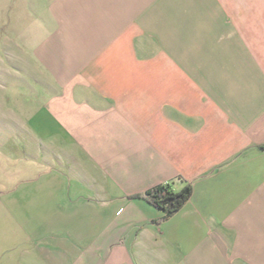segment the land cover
<instances>
[{"label":"crops","instance_id":"crops-1","mask_svg":"<svg viewBox=\"0 0 264 264\" xmlns=\"http://www.w3.org/2000/svg\"><path fill=\"white\" fill-rule=\"evenodd\" d=\"M0 35L7 264H264V0H0Z\"/></svg>","mask_w":264,"mask_h":264},{"label":"trees","instance_id":"trees-1","mask_svg":"<svg viewBox=\"0 0 264 264\" xmlns=\"http://www.w3.org/2000/svg\"><path fill=\"white\" fill-rule=\"evenodd\" d=\"M193 192L191 184H186L181 190H176L171 183L160 184L138 194L134 198L142 197L152 205L164 210L163 219H168L176 214L188 202Z\"/></svg>","mask_w":264,"mask_h":264},{"label":"rangeland","instance_id":"rangeland-1","mask_svg":"<svg viewBox=\"0 0 264 264\" xmlns=\"http://www.w3.org/2000/svg\"><path fill=\"white\" fill-rule=\"evenodd\" d=\"M1 36V35H0ZM5 44L4 40H0V48L3 49V45ZM2 46V47H1ZM2 59H4L2 57ZM6 83L3 79H0V93L4 92ZM11 90L12 92H15L16 90V85H11ZM7 88V86H6ZM15 107V106H14ZM0 149H1V144H0ZM13 151L10 152L9 154H2L0 152V182L8 179L4 174V169L2 167H6L5 163H8L9 165L14 164V156H13ZM12 167V166H11ZM10 167V168H11ZM9 169V168H8ZM3 186L0 184V189H2ZM8 223L5 221L4 217L0 216V264H7L6 261L12 257L15 258L19 253H20V246L17 244L18 240L16 238V234L13 232H9L8 230ZM10 264V263H8ZM14 264V263H11Z\"/></svg>","mask_w":264,"mask_h":264}]
</instances>
